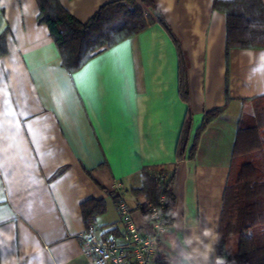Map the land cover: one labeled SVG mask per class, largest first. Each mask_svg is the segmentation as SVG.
I'll use <instances>...</instances> for the list:
<instances>
[{"label":"crops","instance_id":"obj_1","mask_svg":"<svg viewBox=\"0 0 264 264\" xmlns=\"http://www.w3.org/2000/svg\"><path fill=\"white\" fill-rule=\"evenodd\" d=\"M113 1L59 0L81 22ZM152 1L155 8L144 7L151 20L144 30L99 51L72 73L62 65L48 27L37 21V0L0 5L6 45L0 54V99L6 101L0 106V260L92 264L80 238L87 225L84 202L104 204L91 222L99 235L118 234L121 199L137 227L147 229L145 199L131 192L140 186L144 166L174 175L175 217L158 241L167 261L178 259L170 238L179 245L193 222L218 231L240 116L264 98V73L257 71L264 48L227 51V36H244L246 21L216 9L214 0ZM158 16L184 53L188 102L179 92L177 49ZM126 41L130 55L118 68L109 53ZM92 64L96 75L86 92L75 77ZM222 106L189 158L203 116ZM188 108L192 126L178 159ZM252 245L251 230L243 231L240 251Z\"/></svg>","mask_w":264,"mask_h":264},{"label":"trees","instance_id":"obj_2","mask_svg":"<svg viewBox=\"0 0 264 264\" xmlns=\"http://www.w3.org/2000/svg\"><path fill=\"white\" fill-rule=\"evenodd\" d=\"M37 21L45 24L56 44L62 65L74 72L99 51L144 30L150 22L144 7H153L152 0H115L99 8L86 22L70 14L59 0H37ZM213 6L226 15L243 17L246 21L244 36H227L226 50L231 48H264V4L262 0H214ZM157 21L173 40L179 57V92L188 102L186 61L177 38L161 17ZM6 51L5 36L0 35V54ZM253 112L242 113L237 125L231 164L223 190L218 231L217 256L226 264H264V98L255 99ZM226 106L212 109L203 116L195 132L188 157L192 158L198 137L207 124L220 115ZM192 126L188 108L176 146V157L186 152ZM157 167L144 166L140 171V186L131 189L136 197H144L148 214L150 204H157L161 196L165 203L163 213L169 227L174 220L176 198L173 193L174 175L163 171L162 181L155 178ZM117 202V195L114 197ZM86 224L104 211L102 201L81 205ZM251 230L253 245L240 251L241 233ZM159 241V240H158ZM152 264H168L164 254Z\"/></svg>","mask_w":264,"mask_h":264},{"label":"built area","instance_id":"obj_3","mask_svg":"<svg viewBox=\"0 0 264 264\" xmlns=\"http://www.w3.org/2000/svg\"><path fill=\"white\" fill-rule=\"evenodd\" d=\"M166 174L157 171L155 178L162 181ZM117 189L120 186L117 185ZM165 199L161 196L157 204L148 208L149 227L140 229L131 218L127 203L120 200L118 204L121 226L118 234L99 235L94 223H88L80 238L83 252L92 264H152L160 258L158 240L168 230L163 213ZM168 264H176L168 261Z\"/></svg>","mask_w":264,"mask_h":264},{"label":"clouds","instance_id":"obj_4","mask_svg":"<svg viewBox=\"0 0 264 264\" xmlns=\"http://www.w3.org/2000/svg\"><path fill=\"white\" fill-rule=\"evenodd\" d=\"M187 229L190 230V235L183 236L179 245H177L175 238H170V247L177 250V256L183 264H212L214 246L220 238L219 233L215 231L214 227L205 226L201 228L199 222H193ZM0 264H11V262L0 260ZM215 264H226V261L223 257L217 256Z\"/></svg>","mask_w":264,"mask_h":264},{"label":"snow or ice","instance_id":"obj_5","mask_svg":"<svg viewBox=\"0 0 264 264\" xmlns=\"http://www.w3.org/2000/svg\"><path fill=\"white\" fill-rule=\"evenodd\" d=\"M4 0H0V5H3ZM130 55V42L126 41L125 43L119 45L117 48L113 49L109 56L113 59L114 64L119 68L124 62L129 58ZM261 60L264 61V54L261 56ZM98 64V62H97ZM97 64L88 65L87 68L80 74H78L75 79L77 81L82 82V85L85 87V91H90L91 85L95 79L96 75V67ZM257 71H261L264 73V65H261L260 69ZM71 79V78H70ZM6 101L0 99V106H2ZM5 113H7V109H4Z\"/></svg>","mask_w":264,"mask_h":264},{"label":"water","instance_id":"obj_6","mask_svg":"<svg viewBox=\"0 0 264 264\" xmlns=\"http://www.w3.org/2000/svg\"><path fill=\"white\" fill-rule=\"evenodd\" d=\"M176 262H177V264H183V262L179 258L177 259Z\"/></svg>","mask_w":264,"mask_h":264}]
</instances>
